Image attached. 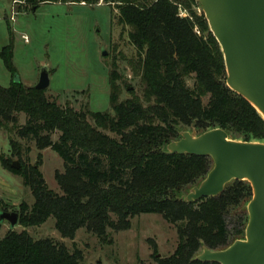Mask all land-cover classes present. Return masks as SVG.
Here are the masks:
<instances>
[{
  "label": "trees",
  "instance_id": "1",
  "mask_svg": "<svg viewBox=\"0 0 264 264\" xmlns=\"http://www.w3.org/2000/svg\"><path fill=\"white\" fill-rule=\"evenodd\" d=\"M13 1L37 8L73 0ZM105 1L118 10V23L129 28L135 55L127 64L138 78V91L122 97L125 77L115 62L108 71V110L92 111L87 103L78 110L70 102L61 106L45 89L21 81L0 85V129L32 140L38 149L50 147L64 167L55 173L58 193L47 186L38 163L13 168L0 156L2 166L20 175L33 196L31 204H20L18 223L40 225L52 216L62 237L72 239L85 228L108 244L111 232L128 229L132 217L156 213L177 233L170 255L160 256L154 247L157 264H219L195 256L203 246L220 249L243 237L247 213L241 207L252 195L251 186L232 180L217 196L185 203L179 194L205 176L212 160L166 154L161 147L192 128L220 127L234 139L264 141V119L226 85L220 46L196 0ZM12 49L11 43L4 46L0 57L13 76ZM18 113L26 116L22 125ZM9 144L21 159L17 140L10 138ZM81 259L79 249L34 239L25 230L10 229L0 237V264H80Z\"/></svg>",
  "mask_w": 264,
  "mask_h": 264
},
{
  "label": "rangeland",
  "instance_id": "2",
  "mask_svg": "<svg viewBox=\"0 0 264 264\" xmlns=\"http://www.w3.org/2000/svg\"><path fill=\"white\" fill-rule=\"evenodd\" d=\"M196 9L202 11L201 6ZM180 14L185 12L181 10ZM117 17L118 10L105 0L46 2L35 9L27 3L0 0V50L12 44V63L16 70L12 76L0 57V85L7 87L12 80H18L34 86L41 69L46 67L50 83L45 94L50 100L61 106L70 102L77 110L86 103L92 111L108 110V71L113 62L125 77L122 97H129L130 89L138 91V78L127 64V59L135 55V48L128 39L129 28L119 24ZM103 50L107 51L106 55L102 54ZM188 84H192V79ZM16 117L17 125L26 120L23 113ZM57 135L54 134L53 139ZM10 138L21 145V159L12 153ZM0 156L9 158L10 163L18 161L19 168L21 164L38 163L47 186L61 193L55 173L63 171V160L50 147L38 149L32 140L0 129ZM23 202H33L30 189L23 184L20 175L4 168L0 161V209L19 212ZM130 222L128 229L111 232L112 242L108 244L85 228H79L72 239L62 237L52 216L40 225L28 227L17 223L12 228L4 220L0 222V237L13 229L25 230L34 239L51 238L64 243L70 251L79 249L80 264H157L154 247L160 256L174 251L175 225L160 214H138Z\"/></svg>",
  "mask_w": 264,
  "mask_h": 264
},
{
  "label": "water",
  "instance_id": "3",
  "mask_svg": "<svg viewBox=\"0 0 264 264\" xmlns=\"http://www.w3.org/2000/svg\"><path fill=\"white\" fill-rule=\"evenodd\" d=\"M196 1L220 46L226 85L264 119V0ZM49 73L43 67L34 87L46 89ZM161 149L166 154L209 156L212 160L205 176L179 195L185 203L217 196L232 180H245L251 186L252 195L241 207L247 213L243 237L220 249L203 246L195 259L219 264H264V141L234 139L220 127L201 132L192 128L180 130L179 137L170 139ZM10 166L19 168V162L14 160ZM4 220L13 228L18 223V212L0 209V222Z\"/></svg>",
  "mask_w": 264,
  "mask_h": 264
}]
</instances>
